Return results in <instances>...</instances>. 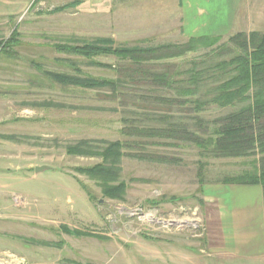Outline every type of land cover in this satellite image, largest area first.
<instances>
[{
    "label": "rangeland",
    "instance_id": "obj_1",
    "mask_svg": "<svg viewBox=\"0 0 264 264\" xmlns=\"http://www.w3.org/2000/svg\"><path fill=\"white\" fill-rule=\"evenodd\" d=\"M121 2L0 0V40L16 27L19 32L18 44L0 53V264L197 262L208 250L206 183L252 170L259 157L202 156L188 140L122 132L123 117L149 125L160 124L157 117L167 113L195 129V116L211 122L233 106L211 105L197 113L153 97L148 90L153 84L141 83L147 94L140 91L136 99L67 86L46 74L114 75L110 68L59 51L60 44L100 37L117 44L165 43L144 39L141 0L131 7ZM248 10L246 22L236 20L230 34L264 30V0H249ZM84 139L93 146L101 140L131 142L121 162L123 199L105 197L97 180L79 172L78 167L102 160L68 153L69 145ZM40 166L46 168L37 171Z\"/></svg>",
    "mask_w": 264,
    "mask_h": 264
},
{
    "label": "trees",
    "instance_id": "obj_2",
    "mask_svg": "<svg viewBox=\"0 0 264 264\" xmlns=\"http://www.w3.org/2000/svg\"><path fill=\"white\" fill-rule=\"evenodd\" d=\"M18 35L16 27L10 37L0 40V53L18 44ZM223 38L222 35H199L178 42L129 45L100 37L60 44L56 46L59 51L85 59L89 64L110 68L114 75L97 76L80 70L75 74L53 71L46 74L67 86L108 89L116 97L128 95L136 99L140 98V91L142 96L147 94L141 83L153 84L155 88L148 89L153 97L169 106L192 107L197 113L211 105L233 106L231 111L211 122L195 116V129L167 113L157 117L160 124L142 125L123 117L126 125L122 132L130 137L160 135L188 140L199 147L202 156L259 155L252 170L226 176L223 182L264 185V30L238 31L227 40ZM99 56H114L118 61L113 65L97 60ZM72 63L76 65V60ZM100 142L93 146L89 139L80 140L69 145L67 151L101 157L94 165L78 167L79 172L97 180L105 197L123 199L127 185L121 180V162L131 142L119 139ZM63 229L68 231L65 225ZM76 233L87 234L79 230Z\"/></svg>",
    "mask_w": 264,
    "mask_h": 264
},
{
    "label": "crops",
    "instance_id": "obj_3",
    "mask_svg": "<svg viewBox=\"0 0 264 264\" xmlns=\"http://www.w3.org/2000/svg\"><path fill=\"white\" fill-rule=\"evenodd\" d=\"M119 1L127 7L133 2ZM141 1L144 39L165 43L230 34L236 20L244 23L249 14V0ZM204 193L208 250L191 264H264V185L208 182Z\"/></svg>",
    "mask_w": 264,
    "mask_h": 264
},
{
    "label": "water",
    "instance_id": "obj_4",
    "mask_svg": "<svg viewBox=\"0 0 264 264\" xmlns=\"http://www.w3.org/2000/svg\"><path fill=\"white\" fill-rule=\"evenodd\" d=\"M44 168H46V166H40V167H36V170L39 171V170H42Z\"/></svg>",
    "mask_w": 264,
    "mask_h": 264
}]
</instances>
